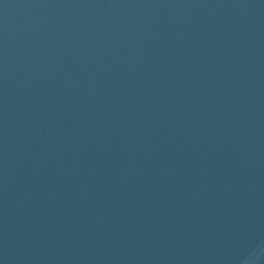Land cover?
I'll list each match as a JSON object with an SVG mask.
<instances>
[{"label": "water", "instance_id": "water-1", "mask_svg": "<svg viewBox=\"0 0 264 264\" xmlns=\"http://www.w3.org/2000/svg\"><path fill=\"white\" fill-rule=\"evenodd\" d=\"M0 264H264V0H0Z\"/></svg>", "mask_w": 264, "mask_h": 264}]
</instances>
